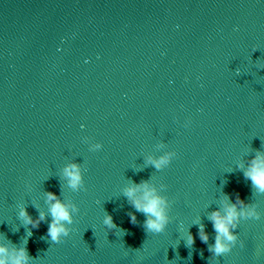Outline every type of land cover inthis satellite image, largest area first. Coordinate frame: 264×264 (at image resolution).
Listing matches in <instances>:
<instances>
[{
	"label": "water",
	"instance_id": "95a60500",
	"mask_svg": "<svg viewBox=\"0 0 264 264\" xmlns=\"http://www.w3.org/2000/svg\"><path fill=\"white\" fill-rule=\"evenodd\" d=\"M0 264H264V0H0Z\"/></svg>",
	"mask_w": 264,
	"mask_h": 264
}]
</instances>
